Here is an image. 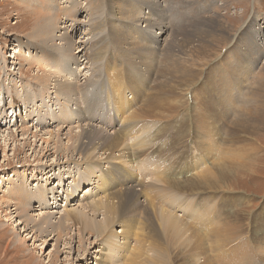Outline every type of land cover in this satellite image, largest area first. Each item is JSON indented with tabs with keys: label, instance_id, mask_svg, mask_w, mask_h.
<instances>
[{
	"label": "rangeland",
	"instance_id": "374dc122",
	"mask_svg": "<svg viewBox=\"0 0 264 264\" xmlns=\"http://www.w3.org/2000/svg\"><path fill=\"white\" fill-rule=\"evenodd\" d=\"M47 1L32 0V8L20 0H0V192L9 183L6 180L1 185L4 176L11 178L15 174L14 182L41 185L45 177L40 172L54 168L56 161L76 160L78 163L67 170L82 174L81 187L74 191L70 201L66 197L75 188L73 177L68 178L65 171H55L48 183L50 188H56L64 175L66 186L61 189L65 193L58 199V205H66L64 210L82 211L86 205L89 208L105 203L110 193L112 196L123 192L124 184L130 187L141 180L143 194L139 187L127 190L135 189L152 214L147 216L142 211L146 218H140V213L131 212L126 221L129 218L136 221L132 222L135 228L142 220L150 225L156 222L151 206L158 210L170 208V196L177 201L173 202L170 213L179 217L186 227L191 229L201 224L200 228H227L224 231L230 239L219 249L218 234L207 231L206 241L211 247L206 264H264V29L260 32L262 37L256 36L257 44L253 42L254 29L264 25V0H167L165 16L153 15L159 23L154 22L150 30L144 24L136 25L119 8L120 14L114 15L105 0ZM126 3L130 4L131 0ZM143 7L140 5L138 10ZM216 11H221L232 26L231 39H223L218 26L216 31L220 35L211 28L203 44L198 37L201 33L195 37V29L199 30L202 23H223L225 17L211 19ZM137 12L151 17L149 9ZM44 15L52 16L56 25L48 44L41 43L36 33L32 34L37 18ZM93 20L96 24L91 28ZM251 23L247 33L245 28ZM61 26L65 29L61 30ZM86 36L90 41L84 40ZM92 37L99 38L96 45ZM209 39L213 41L208 43ZM66 42L68 49L61 53ZM169 42L180 43L177 51L181 58L177 59L176 52L167 53ZM197 52H205L208 60ZM177 62L197 67L200 75L194 80L170 76ZM92 70L95 73L91 76ZM46 77L48 80H44ZM41 81L45 86L38 84ZM65 82L80 86L68 93L69 88L63 86ZM57 97L63 101L48 104ZM88 127L98 129L104 139L113 140L118 144L116 149L97 145V151L88 149L78 154L80 138L72 143L70 133L81 135V130ZM24 132L28 133L26 141ZM51 133L53 136L49 138ZM8 134L16 136L15 143L11 137L7 138ZM33 148L41 153L36 156V162ZM45 148L49 150L48 156H41ZM60 148L74 150L69 154ZM234 153L235 158H241L240 167L233 162ZM216 159H230L226 161L230 165L228 175L210 176L209 186L191 190L195 188L191 184L201 181L199 175L215 168ZM158 166L169 171L163 179L165 182L154 179L146 182L153 176L151 173L146 176L145 171L152 169L154 177L161 176L156 174ZM247 166L250 169L244 168ZM41 167L45 170L40 171ZM183 186L187 188L182 190ZM189 205L197 216L187 211ZM206 206L212 207L211 214L202 217L199 210ZM9 208L13 211L14 204H9ZM45 211L52 212L51 208ZM5 214L0 212V264H49L53 242L42 245V241L29 239L17 222L5 220ZM103 214V210L94 213L97 221L104 219ZM122 226L115 223L114 233H119ZM161 231L166 229L160 228L163 234ZM19 234L26 240L24 248L16 244ZM71 235L72 240L70 235L63 240L65 244L72 241L75 262L62 255L59 264H111L109 256H114L113 249L121 248L125 240L123 235L112 244L101 240L87 257L88 261L78 262L79 226L73 228ZM140 235L147 237L146 251H152L150 231H142ZM84 236L91 242L96 240V236H88L86 232ZM130 243L135 246L133 240ZM65 248L68 247L63 244L61 250L68 252ZM189 248L186 245L170 250L164 256L165 263L203 264L204 256L198 253L191 259ZM220 251L227 255L219 256Z\"/></svg>",
	"mask_w": 264,
	"mask_h": 264
},
{
	"label": "bare ground",
	"instance_id": "6f19581e",
	"mask_svg": "<svg viewBox=\"0 0 264 264\" xmlns=\"http://www.w3.org/2000/svg\"><path fill=\"white\" fill-rule=\"evenodd\" d=\"M20 1L22 3H25L27 7L33 6L32 0H20ZM66 1H69V0H66ZM105 1H107V5L112 10L114 15L120 14V11L118 13V10H117L119 8L121 10V12L123 11L126 15H128L129 19L132 18L136 25H139V24L143 25L144 24L143 26H145L148 30H150L149 28L153 27L154 22H155V24L159 23L158 22L159 19L154 18V17H156V16L164 17L166 9L168 8L167 4L164 5V3L167 0H141L139 3H136L137 0L135 2H132V0H131L130 4L126 3L129 0H125V2H123V4L117 0H105ZM47 3L49 5V1H47ZM135 3L138 4L139 7H140V5H144L143 9L141 8L140 10H138L139 7L135 6L134 5ZM44 4H46V3H44ZM100 4H101V2L98 1V3L96 5L99 6ZM41 6H42V4H41ZM123 7H125V8H123ZM50 8H48V9H50ZM227 8H228V6L225 7V9H227ZM134 9H136V11H134ZM144 9L145 10L149 9V12H151V14H149V15H151V17L142 16L143 12L140 14H139V12H137V11H144ZM153 15H154V17H153ZM223 17H225L224 20L222 19L224 22L220 23L219 25H218V23H216L217 25L216 24H207L206 25V24L202 23V26L199 27V30L197 28L195 29V32H194L195 37L198 36L197 35L198 33H201L202 36H198V37L201 40V42L204 44V43H206L205 37H208V35L210 33L209 31L211 28L213 29L214 34L220 35L219 32L216 31V29L219 26V31L222 34L220 36H222L223 39L230 38L229 36L232 33V29H231L232 26L226 21V16H223L221 11H219V12L215 13L214 15H212L211 19H221ZM255 20H257L256 17H255ZM53 22H54V20H53L52 16L46 17L44 15L43 18L41 16H39L36 20V26L33 29L32 34L36 33V35H39V37H41V40H40L41 43H43V44L47 43L48 44L51 41L50 38H53L52 33L55 30L54 27L56 26V25H54ZM257 23H259V22H257ZM94 24H96V23L93 20V23L90 25L91 28H93L92 26ZM97 24H99V23H97ZM251 25H252V23L245 28L247 33L250 32L249 29H251V27H252ZM62 29H65V27L64 28L62 27L61 30ZM262 29H264V25H263V27L261 25H259V28L254 29L255 34L253 33V35H255V38H254L253 42L255 44H257L256 43V40H257L256 36L262 37V35L260 34V32L262 33V31H261ZM87 33H89V32H87ZM119 33H123V32L120 31ZM245 35L248 36L249 34H245ZM87 37L88 36H86V38L84 37V40L90 41V39ZM91 39L95 40L96 43L94 45H96L99 42V38L97 39V37L96 38L92 37ZM125 40L126 41L128 40L127 36L125 37ZM155 40H156V42L159 41L157 39H155ZM212 41H213V39H209L208 43H211ZM170 42H169V46L167 47V53L169 52V50L171 53L176 52L177 59H178V57L181 58L182 56L177 51V49H180V47L177 46L180 43H170ZM244 43H245V45L247 44L246 39L244 40ZM141 44H143V43H141ZM66 46H68L67 42H66V44H64L63 48L61 46V53L65 52L66 49H68ZM55 48H57V46H55ZM197 54L198 55L204 54V57H206L207 60L209 58L205 52L204 53L203 52H197ZM90 61H92V60H90ZM177 63L178 64H176L174 66L173 70H171L170 76H176L177 75L180 78L185 79V80H187L188 78H193V80H194L197 78V76L200 75L199 69L197 67L195 68V67L189 66L188 62H181V63L177 62ZM94 69H95V67H94ZM263 70H264V68H263ZM94 73H95V71L92 70L91 76ZM44 80H48V77L44 78ZM69 81H73V80H69ZM42 82L43 81L39 82L38 84L45 86L44 84H42ZM158 84H160V83H158ZM78 85H79L78 83L65 82V84L63 86L64 87L67 86L69 88L68 93H72L73 91L77 90ZM43 92L46 93V91H44V89H43ZM154 93H156V92H154ZM54 94L56 95L57 93H54ZM54 94L52 95V97H54ZM162 94H164V93H162ZM157 98H159V97L157 96ZM62 101H63V99L57 97V98L53 99L51 102H49L48 104L49 105L51 103L58 104ZM154 103H155V101H154ZM151 106H152V104H151ZM49 107L51 108V106H49ZM56 110H54V111H56ZM53 112H50L51 116L53 115ZM138 116H139V114H138ZM146 118H148V117H146ZM250 121H252V119L249 120V122ZM262 122L264 123V119L262 120ZM61 124H62V122H61ZM241 126L242 125L239 124L240 128H241ZM72 133L73 132H71L70 136H69L70 142L73 143L74 141H76L74 139L80 138V146H79L78 154H79V152L83 153L88 149L89 150L94 149L97 151L98 150L97 145L99 146V148H109L110 150L116 149L115 147L118 145V144H114L113 140L110 142V140L104 139L99 134L100 132L98 131V129H96L94 127H88V128L82 129L81 135H73ZM250 134H253V130L250 131ZM26 135H28V133L24 132L23 133V137H24L23 140H25V141H26V138H25ZM36 136L37 135H34L35 138H36ZM52 136H53V133H51L49 138H51ZM9 137H11V140L13 139L14 140L13 143H15L16 136L15 135L12 136L11 134H8L7 138H9ZM110 139H112V138H110ZM219 143H221V142H219ZM24 144L27 145L28 143H24ZM91 145H92V147H91ZM218 145H220V144H218ZM204 146H207V145H204ZM45 149H46V151H45ZM45 149H44L45 153L43 152L44 154H42L41 156L47 155L46 152L49 150L47 148H45ZM60 149L63 152H65L64 150H68L69 154H70V151H72V153H73V150H74V148H72L73 150L71 148H67V149L60 148ZM33 150L35 153L34 160L36 162V160H37L36 156L38 155V157H39V154H41V153L35 151L36 150L35 148H33ZM218 151L220 153L221 149L219 150V148H218L217 152ZM218 155H217L218 158L220 156H222V155H220V156H218ZM232 157L234 158L233 162L237 163V166L240 167L242 164V163H240L241 158L239 156H237V158H235L236 157L235 153ZM86 160L89 161L90 159H86ZM229 160H226V161H229ZM75 161L76 160H73V162H71L70 159H68V158H67V161H63V162L56 161V163L54 164L56 166L54 168L49 169V171L40 172L42 178L45 177V179L43 180V183L41 185L37 184L36 186H34V184L28 185V183H27V185H23L20 182H18V183L14 182V178L16 177L15 174L12 175L11 178L4 176L3 177L4 182L3 181L1 182L2 183L1 185H3V183H5L7 181L9 183L7 184L6 188H4V190H2L0 192V212H2L3 214L6 212V214L4 215V217L6 218L5 219L6 221L12 222V223L17 222L18 226L21 227V230H23V233L27 234L29 239H35L37 241H42V245H50L53 242L52 253L49 256V262H48L49 264H59V262L62 261L61 260L62 255H66V257L69 260H71V262H73V263L75 262L74 256H75L76 252H75V249L73 248V245L71 244L72 241L70 243L65 244L63 238L68 237L70 235L69 240H72L73 235H71V233L73 232V228L76 226H79V233H80L79 247L81 249V250L77 249L78 255H77L76 261H78V262L88 261L89 259L87 257L91 253L92 249H95V247L98 245V243H100L101 240L106 241V242H111V244H112L116 240L118 241L119 235H123L125 240L122 244L123 246L121 245L122 246L121 248L117 247L118 248L117 250L113 249L112 253L114 256H109V260H110L111 264H116V262H118L119 264H166L165 263L166 258L164 257V256H167L166 253H168L170 250L172 251V249H174L176 247L180 248V247H184L186 245L191 246V248L188 249L189 252L192 251L190 253L191 259H195V256L198 253H201V255L204 256L203 258L206 259V258H208V255H209L208 252H209V246H210L209 242L206 241V240H209L208 232L210 233V231L212 230L214 232V234H218V236H217V242H218L217 248L218 249L220 248L218 246H220L221 244L227 243V240L230 239L228 237V233L227 232L225 233V231H224V230L227 231V228H225V227H222L221 230H220V228H218V229L208 228L207 227L208 225L206 226L207 228H204L203 226H202V228H200L201 224H199L198 227L192 226L190 229L189 227H186V225H183L182 221L179 219V217L174 216V214L172 215L170 213V210H173L171 208L172 206H174L173 202H175V203L177 202V201H175L174 198H172L170 196L168 197V200L171 201V205H170L171 207L170 208L158 210L156 208V206H154V205L151 206V207H153L154 216L157 217V220L155 219L157 223L153 221L152 225H150L147 222L145 224L144 220L141 219L142 222L137 223L138 226H137V228H135L136 226H134V223L132 224V222H136V221H133L130 218L128 221H126V219L128 217H130L128 215L131 212H133L134 214L140 213L139 214L140 218H146V217H144L145 215L144 216L142 215L143 212L146 213L147 216H150L152 214V213L150 214V212L148 211V206L147 207H146V205L144 206V202L143 201L141 202V200L139 198L140 196L138 197L135 189L127 190L130 187H136V188L139 187L138 190L140 191L141 194H143L142 189L140 188L142 186L141 180H136L137 183L131 185L130 187H127L128 186L127 183L124 184L122 189H121V190H123V192H121V193H117V194H114L112 196H111V193L107 196L105 195L106 198L109 197L106 199L105 203L102 202L100 204H94V206H92V207L90 206L89 208L86 205V206H84L82 211L64 210L66 205H64V206L58 205L59 204V201H58L59 197L65 193V192L62 193L63 190L61 189V188H64L66 186L64 183V179H65L64 175L67 174L68 178L73 177L74 187H75L71 191L69 196L66 195L67 196L66 200L70 201V199L72 197H74V195L76 193V192L74 193V191L77 189L80 190V187H81V185H80L81 179L80 178H82L81 177L82 174H76L74 171L67 170L69 167H71L70 165L78 163ZM226 161L223 159H218L217 163L215 164V168L207 169L206 172H204L198 176L199 179L201 180L200 182H198L196 184H191L190 187H195V188H192L191 190H193V189L197 190L196 187H199V188H201L200 190H203L206 186H209V177L210 176H214L217 178H219V177L225 178L226 175H228L227 169H230V165L226 164ZM51 162H52V160H51ZM47 163H46V165H47ZM158 167H159L158 168L159 171H157L156 174L159 173V174H161V176H155L154 177V175L152 174V171H151L152 169L145 171L146 176H148V173H151V175L153 176L149 180L146 179L147 180L146 182H150V180H152V179H154L158 183L165 182V180H163V179L166 178V174L169 171L164 169V167H162V166H158ZM244 168L250 169L249 166L244 167ZM41 169L42 170H40V171H44L45 167H41ZM55 171H59V172L65 171V174L60 178V184L56 188H50L49 187L50 184L48 185V183L51 181V178H53L56 175ZM177 171H181L180 168H178ZM229 172L230 171L228 170V173ZM206 175H208V177H206ZM120 181H121V179L118 180V182H120ZM106 182H108L107 179H106ZM71 185H72V183H71ZM111 185H112V183H111ZM155 186L156 185H154V187ZM180 186H182V185H180ZM171 187L172 186H170L169 189H171ZM184 188H187V187H184V186L181 187L182 190H184ZM148 189H150V188H148ZM90 190H92V189H90ZM155 190H157V189H155ZM146 191H148V190L146 189ZM146 191H144V192H145L146 197H148V194H146ZM171 191H174V190H171ZM159 192H160V190H159ZM85 195H87V194H85ZM109 201H114V202L108 203ZM11 203H13L15 206V209L13 211H10V208H9V204H11ZM50 203H52V204H50ZM32 204L36 207V209H38V211L33 209ZM203 205H206V204L203 203ZM195 207H196V204L193 208H195ZM48 208H51L52 212L50 211L48 213V211H45ZM149 208H150V206H149ZM211 208H212L211 206L210 207L206 206L204 209H200L199 210L200 215L202 214V217H204L205 215L211 214ZM61 209L64 211H62ZM88 209H89V213H93V216H91L88 212H86V210H88ZM101 210H103L104 219L102 221H97L96 215H94V213L97 214ZM136 210H138V211L134 212ZM187 211L189 213H193V212H194V214L196 213L195 210H192V208H190V205H189V208L187 209ZM128 222H130V223H128ZM115 223L123 224V226L121 227V231L117 234L114 233V231H113ZM215 226H216V224H215ZM160 228H165L166 231H164V232L161 231V232H163V234H162V233H160ZM142 231H150L151 238L153 240V244L151 245L152 251H150V252L146 251V249H145V239L147 237L145 235H143V236L140 235ZM204 231H205V233H204ZM84 232H86L88 236H92V237L96 236V240L91 242V240L89 238L86 239V237L84 236ZM257 234H258V232H257ZM19 235L17 236L16 244H17V246H19V248H24L26 240L23 239L21 237V235L20 236ZM131 240H133V243H135V246H133V247H132V244L130 243ZM164 240H165V242H163ZM63 244L68 247V248H65L68 250V252H63L61 250V246ZM164 252H165V254H163ZM226 255H227L226 253L222 254L220 251L219 256L225 257ZM169 256H170V253H169ZM97 259L99 260V258H96V260ZM206 263H207V259L205 260V262H203V264H206Z\"/></svg>",
	"mask_w": 264,
	"mask_h": 264
}]
</instances>
